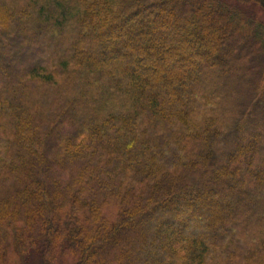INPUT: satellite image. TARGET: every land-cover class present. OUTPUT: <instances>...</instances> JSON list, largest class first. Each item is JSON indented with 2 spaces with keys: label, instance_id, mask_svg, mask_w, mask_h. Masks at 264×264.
I'll use <instances>...</instances> for the list:
<instances>
[{
  "label": "trees",
  "instance_id": "16d2710c",
  "mask_svg": "<svg viewBox=\"0 0 264 264\" xmlns=\"http://www.w3.org/2000/svg\"><path fill=\"white\" fill-rule=\"evenodd\" d=\"M0 0V264H264V0Z\"/></svg>",
  "mask_w": 264,
  "mask_h": 264
},
{
  "label": "rangeland",
  "instance_id": "374dc122",
  "mask_svg": "<svg viewBox=\"0 0 264 264\" xmlns=\"http://www.w3.org/2000/svg\"><path fill=\"white\" fill-rule=\"evenodd\" d=\"M225 1L232 3V1H230V0H225ZM243 9H246V11L249 13L251 12L256 18H258L259 20L264 22V12L263 11H261L257 8H248V7L243 8ZM29 263L30 264H38L35 257L32 258Z\"/></svg>",
  "mask_w": 264,
  "mask_h": 264
}]
</instances>
